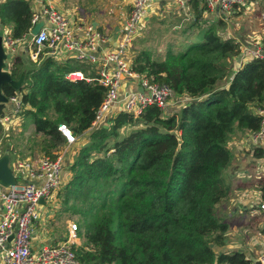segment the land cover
Here are the masks:
<instances>
[{
    "label": "trees",
    "instance_id": "trees-1",
    "mask_svg": "<svg viewBox=\"0 0 264 264\" xmlns=\"http://www.w3.org/2000/svg\"><path fill=\"white\" fill-rule=\"evenodd\" d=\"M33 13L27 0H6L0 4V25L11 27L14 40H23ZM215 28L209 26L202 41L178 57L168 53L159 61L137 53L132 58L135 72L189 99L171 113L156 106L136 117L117 110L106 118L107 126L92 127L106 89L96 81L67 80L76 67L52 57L26 67L19 89L3 85L7 98H19L17 116L41 135L38 146L45 155L55 159L53 150L65 144L59 124L72 126L75 145H81L67 167V186L75 194L93 189L101 199L85 227L84 242L73 247L81 263L259 264L244 252L218 249L229 229L220 207L241 189L226 179L227 173L232 179L229 171L237 153L230 143L237 134L244 138L259 130L253 108L264 107V61L247 59L227 84L230 67L225 62L240 55L241 44ZM23 61L13 59V80L19 79ZM6 113L7 104L0 105V118ZM135 125L140 126L119 137L121 129ZM112 138L119 139L108 147ZM105 149L108 156H95ZM253 155L263 160L264 148ZM254 182L250 186L264 202V175ZM260 232L264 235V228Z\"/></svg>",
    "mask_w": 264,
    "mask_h": 264
},
{
    "label": "built area",
    "instance_id": "built-area-1",
    "mask_svg": "<svg viewBox=\"0 0 264 264\" xmlns=\"http://www.w3.org/2000/svg\"><path fill=\"white\" fill-rule=\"evenodd\" d=\"M174 2V0H130L129 17L124 28L118 35L116 48L105 51L108 38L93 23H79L69 20L53 6L47 5L40 12H34L31 18L29 37L34 48L31 53L33 61H40L45 56L57 57L60 52H71L77 60L96 65L97 76L90 78L80 72H70L66 75L69 81L83 80L87 83L96 81L106 89L105 97L99 105L92 127L103 126L111 111L118 107L134 117L139 116L148 106H156L165 112L175 94L168 84H158L147 77L136 73L126 57L131 46V40L141 33L142 22L148 15L150 7L156 2ZM190 2L192 0H183ZM198 7L205 6L207 11L231 14L235 10L251 4L249 0H196ZM1 4V3H0ZM43 26L36 35H31L32 29L39 22ZM21 41V40H20ZM19 40L5 37V45L14 47ZM42 50H46L42 54ZM103 50L102 52H100ZM99 54V55H98ZM264 61V33L251 41L249 47L242 52L244 59ZM135 82V89L127 84ZM122 88H124L122 90ZM131 89V90H130ZM13 103L14 110L0 118V125L6 128L21 112V102L16 96L8 98ZM254 114L260 118L259 130L251 134L250 144L253 149L264 148V107H255ZM58 131L67 146L76 143L77 137L66 124H59ZM1 154V152H0ZM13 175L26 173V182L8 188L0 185V205L3 208L0 220V251L3 252L2 264H83L73 249L77 225L71 223L68 227L67 239L58 246L43 247L32 252L31 237L33 224L38 219L37 207L40 200L50 202L53 192L61 186L62 156L55 159L40 157L36 164L15 158ZM12 170V169H11ZM19 179V178H18ZM264 213V202L259 205ZM259 264H264V250L257 256Z\"/></svg>",
    "mask_w": 264,
    "mask_h": 264
},
{
    "label": "rangeland",
    "instance_id": "rangeland-1",
    "mask_svg": "<svg viewBox=\"0 0 264 264\" xmlns=\"http://www.w3.org/2000/svg\"><path fill=\"white\" fill-rule=\"evenodd\" d=\"M127 1L128 0H63L67 8H74L85 18L97 21V23H99V25L101 26L100 28L102 29V31L105 32V34L107 33L108 35H111L112 32L116 30H118V34H120L122 29L124 28L130 12V6H127L126 4ZM191 3H193V0L189 3L183 0H174V7H172L173 10H170V12L178 14L179 17L170 20L165 16V12H162L161 10L162 15L154 19L150 18L147 22H145V24L143 25L144 27L141 28L143 30L141 31V35H137L134 39L131 40V46L127 50L126 57L129 60L130 65L132 62V58L135 57L137 53H147L149 54L150 58L159 61H164L168 53L172 54L174 57H178L188 48V46L190 47L193 44H197L198 42L202 41V35L204 33V30H206L208 26L216 27L219 26V23L223 24V28H225L226 34L232 33L237 38L238 36L245 37L246 33L241 32V30H239V32L236 30V28H238L237 23L240 22L241 24H244V22H242V20L237 18L234 14L228 15L220 12H212L214 13L213 15L218 17L216 18L217 22L209 23L205 20L203 22L201 21V14L197 10L191 9ZM187 8L189 9L186 10ZM197 8L204 12L207 11L205 6H200ZM180 15H183V19ZM243 21H249L250 23L251 18L249 17L248 19ZM243 28L242 30H244ZM260 35L261 34L258 33L256 37ZM256 37H254V39ZM42 51V54L46 52V50ZM225 63L228 67H230L228 70V76L225 80L228 84L231 81L230 78L232 79V77L236 73V69L232 68L229 62ZM238 67L239 65H237L236 68ZM188 100L189 99L186 97H179L174 94L171 97L170 104L165 112L171 113L173 109H179L181 106L187 104ZM253 110H255V108H253ZM19 118L20 121L16 126L10 125L5 129L2 128V130L0 131V151L3 154L8 153V155L11 156L10 162L12 167L15 164V158L26 161L25 158L35 159L38 156L39 158L47 156L43 151H40L41 148L38 146V144L42 140L41 135H37L36 133H34V130H32L31 128V124H29L27 120L25 121V118L24 120H22V117H18V119ZM104 126H107V124H104ZM139 126L140 125L124 127L119 131V137L123 138L127 136L130 132L137 129ZM68 127L71 129L72 126L69 125ZM246 137L247 135L245 134L244 138L242 137V134L233 136L232 140H236L238 145L236 146L235 144L230 143L232 144L230 149L234 150L235 152L236 150L239 151L240 142H244ZM116 139L119 138L110 139L107 143L108 147H111ZM240 139L243 140L240 141ZM66 147L68 146L65 143L63 146H60L59 150H53V154L56 155V157L66 155L65 151L62 150ZM79 147L75 149L76 154ZM240 150L245 151L244 149ZM76 154L74 155V158ZM108 154L109 152H107L105 149L100 154H96L95 156H108ZM262 161L263 160H261V162ZM237 173L240 176H237V174H235V180H230V178L228 179V173L226 174V179L228 183L231 182L233 188H242L240 185L247 182L256 181L257 177H260L261 174L264 173V162H262L261 164L258 163L254 167H252L251 169H247L246 171L244 168H242L238 170ZM245 173H248V177L244 176ZM68 175L71 179V173H68ZM70 179L67 181L65 180L62 185L53 192L52 200L55 204H57V206L61 205V207L63 208V215L66 216L68 218V221L70 222L69 225L71 223L77 225L76 238L74 239V242L75 245L78 246L84 242L83 235L85 233V227L91 221L94 207L100 204L101 199L99 198L98 193L93 189H77L75 194L72 190L73 187L67 186V183L70 181ZM65 193L67 194L66 196ZM68 194H70L69 197ZM237 194H239V192H232V196H235ZM231 203L232 201H230V204ZM220 209V214L225 215V213H228L230 210L229 203L225 206H221ZM256 220L257 224H255L256 221L242 224V221L239 219V217H236L235 220L231 221V226H229L231 232L230 240L235 243L240 242L241 245H246L245 241H248L250 237H264V235L260 234L261 229H259L257 226L258 224L264 225V220L259 218ZM236 229H241L242 232L236 233ZM254 239L255 238H253V240ZM253 244L255 243L253 242L249 248H251L252 251H255L256 246Z\"/></svg>",
    "mask_w": 264,
    "mask_h": 264
},
{
    "label": "crops",
    "instance_id": "crops-1",
    "mask_svg": "<svg viewBox=\"0 0 264 264\" xmlns=\"http://www.w3.org/2000/svg\"><path fill=\"white\" fill-rule=\"evenodd\" d=\"M5 1L6 0H0V3H3ZM27 1H29L31 3V6H32V9L34 12H40L44 6L50 4L56 10H58L63 15H65L69 20H72L75 22L79 21V23H93L95 26H97V28L101 32H103L102 29L100 28L101 26L99 25V23H97V21L85 18L83 15L78 13L76 11V9H74V8L73 9L67 8L65 6V3L63 2V0H27ZM249 1L251 2V4H248L245 7L240 8L238 10H235L234 12L229 14V15L234 14L237 18L241 19L242 22H244V24L243 23L241 24L240 22L237 23L238 28H236V30L238 32H239V30H241V32L246 33L245 37H241V36L239 37L238 36V38H237L232 33L226 34V30H225V28H223V25L220 28L218 26H216V28H218L216 30H218L219 35H221L222 37L227 38V39H234L241 44L240 55L234 59L227 61V62H229V64H231L232 68L236 69L235 72L240 67L239 63H240V61H242L241 59H242L243 50L250 46L251 41L254 39V37H256V35L258 33H260V34L264 33V0H249ZM126 4H127V6H130V0H128L126 2ZM190 5H191L192 10L199 11V13L201 14V18H202L201 21L204 22V20H205L209 23L217 22L216 18H218V17L213 15L214 13H210L209 11L204 12L202 10H199L195 6V2L191 3ZM172 7H174V5H173V2H171V1L168 3L162 2V1L153 3L150 7L148 15L144 18V21L142 22L141 28L144 27L143 25L150 18L154 19V18H157L158 16L162 15L161 10H162V12H165V14H166L165 16L167 18H169L170 20L176 19V17H179L178 14H176V13L174 14L173 12H170V10H173ZM162 8H165V9H162ZM188 9L189 8H187L186 10H188ZM175 10H176V8H175ZM180 16L183 19V15H180ZM249 17L251 18L250 23H249V21L248 22L243 21V20L248 19ZM242 28L244 30H242ZM141 31H143V30L141 29ZM10 33H11V27L10 26L7 27V26H1L0 25V39H1L2 46L5 50V52L7 54L11 55V59L6 62V71L8 73H10L11 64H12L13 59H15L17 57H22L24 59V61H23L24 65L22 66V71H21L19 78L23 77V82H22V84H23L24 79H25L26 67H30L32 65L37 66V64H39L43 60V58L40 61H33L31 59L30 56H31V53L33 52L34 48L32 47L31 37H29V35L24 37L23 40H21L19 43H17L12 48H10L8 45H5L4 39H5V37L10 36ZM103 33L105 34V32H103ZM118 35H119L118 30L112 32L111 35H108L106 33L105 36L108 38V40H107V44L104 46L103 50L109 51V50L116 48L118 41H119ZM140 35H141V33L139 34V36ZM202 38H203V35H202ZM198 43H200V42H198ZM103 50H101L100 52H102ZM46 57H52L55 61H58L60 63H66L70 66H75L76 69H74L70 72H80L84 76L90 77V78L97 76V68L98 67L96 65H93V64L86 62V61L77 60L71 52H60L57 55V57L45 56V58ZM247 59L248 58H245L244 61H246ZM237 65H239L238 68H236ZM230 80H231V78H230ZM130 83L131 84H127V90L128 91H129L128 87H131V89H135V87H136L135 82H130ZM123 89L124 88H122V90ZM7 109H8V114H10L14 110L13 103H7ZM117 110H118V107H115L111 111V113H115ZM19 121H20V118L17 119L14 117L13 121L8 125V127L10 125L16 126ZM31 128H32V130H34L33 125H31ZM250 137H251V134H248V136L246 137L244 142H240L243 139H240V141H239L240 142L239 151L236 150L237 153L235 154V160H234L233 165L229 171V175H231L232 179H234V180H235V174H237V176H240L237 173L238 170L244 168L246 171L247 169H251L252 167H254L256 164H258V163L261 164L262 162H264V159L261 162V159H256V157L253 155V152L256 149H253V147L251 146ZM231 143L235 144L236 146L238 145L236 140H232ZM232 144H230V145H232ZM77 148H78V146L74 144V145H71V146H68V147L62 149L65 151L66 155H64V156L61 155L62 156V159H61L62 173L60 176L61 185L65 180L67 181L70 179V176L68 175L69 172L67 170V167H68V165H70L72 163L74 155L76 154L75 149H77ZM240 149H244L245 151H241ZM5 154H8V153H5ZM2 155H4V154L1 153L0 157ZM9 157H11V156L9 155ZM25 159L30 160L29 162H31L34 165V164H36L37 160L39 159V156L36 157L35 159H31V158H25ZM9 166L13 171L15 164L12 167L11 162H10ZM247 174L248 173H245L244 176L248 177ZM261 175H264V173H262ZM26 178L27 177H26L25 172L20 173L18 176H16L17 183H18V181L20 183H25ZM254 183H255L254 181L253 182H247L244 184L246 188H241V189L238 188L239 190H234V192H239V194H237L235 196H231L229 201L225 204V205H227L229 203V205H230L229 212L225 213V215H224L226 218L225 221L228 223V226H231V221L235 220L236 217H239V219L242 221V224L251 223L252 221H256L255 224H257L256 219H258V218L264 220L263 219L264 213L259 210V205L261 203V194H260V192L255 191L253 189V187L250 186ZM230 201H232L231 204H230ZM62 210H63V208L61 207V205L57 206V204H55L53 200H51L50 202L44 201L43 203H40V205L37 207L38 219L33 224V233H32V237H31V250H32V252L39 251L43 247L58 246L67 239V237H68V225L70 222L68 221V218L63 215ZM2 214H3V208L0 205V220L2 218ZM257 226L259 229L264 228V225H261V224H258ZM237 232H242V230L236 229V233ZM261 235H263V234H261ZM253 238H255V239L253 240ZM230 239H231V232H230V228H229L228 232L226 234L225 244L223 247L218 249L219 252L228 253V252H232V251H241V252H244L247 257L257 258V256L264 250V237H250L248 239V241H245L246 245H241L240 242L235 243ZM252 240L255 243L253 245L256 246L255 251H252L251 248H249L253 243ZM74 245H75V242H74ZM2 258H3V252L0 251V264H2Z\"/></svg>",
    "mask_w": 264,
    "mask_h": 264
},
{
    "label": "water",
    "instance_id": "water-1",
    "mask_svg": "<svg viewBox=\"0 0 264 264\" xmlns=\"http://www.w3.org/2000/svg\"><path fill=\"white\" fill-rule=\"evenodd\" d=\"M43 26V21L39 22L31 31V35H36ZM11 59V55L7 54L2 46L0 39V105L8 103V98L2 93L3 85H9L15 90L19 89L23 82V77L13 80L10 73L6 71V62ZM10 157L4 154L0 157V185L2 188H8L16 184V178L9 166ZM44 200H40L43 203Z\"/></svg>",
    "mask_w": 264,
    "mask_h": 264
}]
</instances>
